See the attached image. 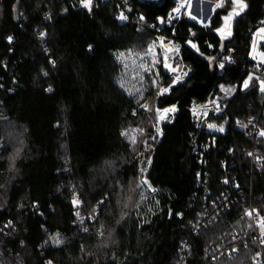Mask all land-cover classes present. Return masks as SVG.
<instances>
[{"label":"trees","instance_id":"trees-1","mask_svg":"<svg viewBox=\"0 0 264 264\" xmlns=\"http://www.w3.org/2000/svg\"><path fill=\"white\" fill-rule=\"evenodd\" d=\"M244 2L223 41L230 0L207 27L169 23L177 0H93L91 11L80 0H0V264H180L183 241L189 264H264L244 217L251 205L264 216V93L255 80L242 86L258 77L250 53L264 0ZM161 39L189 74L158 95L174 79L147 54ZM221 85L234 93L200 123L193 105ZM173 105L159 136L154 111Z\"/></svg>","mask_w":264,"mask_h":264},{"label":"snow or ice","instance_id":"snow-or-ice-1","mask_svg":"<svg viewBox=\"0 0 264 264\" xmlns=\"http://www.w3.org/2000/svg\"><path fill=\"white\" fill-rule=\"evenodd\" d=\"M185 2L186 0H178V3H177V7H175L172 11L174 13H180L181 12V9L184 8L185 6ZM227 2V0H218V3L216 4V7L217 8H220V7H224L225 3ZM80 4L81 6L84 8V9H87L89 11H91L92 9V5H93V0H80ZM230 4H231V11L228 12V14L226 16L223 17V20H224V28L222 29H217L218 32H220L222 35H231V21L232 19L235 17V16H238L241 12H243L245 10V8L247 7V4L244 2V0H230ZM65 11H67L65 9ZM189 15H191L189 13ZM191 18L193 20L197 19V17L195 15H191ZM119 19L120 20H127V17L123 14H121L119 16ZM141 20L144 19L143 16L140 17ZM159 19V18H158ZM173 19L172 17V14L170 13L169 14V23H171V20ZM163 22V21H161ZM262 24H264V21L261 22ZM41 36L44 35V33H40ZM257 35H260L261 36V39L264 40V28H260L258 29V32H257ZM12 37L9 36L8 37V40L9 42L12 41ZM187 43H189L193 48H196V45L193 44L191 41H188ZM161 47H163V44H161ZM92 46L89 45V51H92ZM198 50V49H197ZM179 51V48L178 47H173V48H170V49H165V60H164V67L168 70V71H171V72H175L177 69L176 68H173L169 63H168V53L169 52H178ZM256 49H255V42L253 44V53H255ZM121 55H123V53H121ZM257 55H259V58H260V61L262 63H264V52H261V53H258V54H254L252 55V58L253 59H256L257 58ZM229 59L228 57H225V60ZM155 59H154V63H155ZM54 63V62H53ZM144 67V70L145 71H149L150 68L148 66H143ZM219 67L221 69H223L225 67L224 63H220L219 64ZM45 75H47V73H45ZM183 75H187V73L185 72ZM182 79V76H176L171 84L168 86V87H161L158 89V95H163L164 93L166 92H169L171 87L173 85H175L178 81H180ZM255 81H258L259 82V90L261 93H264V79H261L260 77H253V75L251 73L248 74V76L243 80L242 82V86H243V89H248L249 86H250V83H253ZM153 83L155 84V81H153ZM46 91L48 92H51L52 91V88L49 87L46 89ZM221 91H225L226 93L227 92H231L232 89L231 88H228V89H225L223 85H221ZM141 107L145 108V109H148V105L146 104H141ZM218 110H219V106H217ZM176 111V106L173 105L171 107H166V108H163V109H160V108H156L155 109V112H156V115L158 117L159 120L163 121L165 120L167 117H168V114L169 113H174ZM197 111L196 108H193V113L195 114ZM207 113L205 112V115ZM209 128H213L215 129L216 131H219V132H224V127L223 126H220L219 128H217L216 125H213V124H209L208 125ZM142 131V130H141ZM156 132L157 134L159 135H163V133L161 132V130L159 128L156 129ZM122 135H127L126 133H122ZM260 135L261 136H264V131H261L260 132ZM155 139V137H153V140ZM133 143H135V138H133L132 140ZM248 155H252V153H249ZM11 159V164L10 166L14 167V158H10ZM260 159V158H258ZM148 163L150 164L151 163V160L149 159ZM144 169H141V172H143ZM225 183H228L227 180L224 181ZM143 183L145 185H149V181L145 178L143 180ZM150 187V185H149ZM238 187V185H237ZM153 191H155V189H152ZM73 205L74 206H77L79 204H81L82 202L79 200L78 196L73 195V201H72ZM102 203V201L100 202ZM125 207H127V204L125 205ZM95 211V210H93ZM253 213L256 214V216L259 218L258 220V225H259V228H260V232H261V243L264 244V216H261L259 211L256 210V209H252L250 211L246 210L245 211V215L246 216H249V217H252ZM77 217H79V213H76ZM127 213H123L122 216H121V219L124 218V216H126ZM177 215H180V214H177ZM11 221L8 222L7 225H5V227H9L11 226ZM249 227H251V225H249ZM85 231H87V229H84ZM58 235L53 237V241L59 245L61 243V241L58 239ZM100 235H103V233H100ZM45 243H47V241H45ZM236 249H233V251H235ZM257 255H259V253H257ZM46 264H52V261H47Z\"/></svg>","mask_w":264,"mask_h":264},{"label":"rangeland","instance_id":"rangeland-1","mask_svg":"<svg viewBox=\"0 0 264 264\" xmlns=\"http://www.w3.org/2000/svg\"><path fill=\"white\" fill-rule=\"evenodd\" d=\"M177 3H178V0H177ZM209 3H215L217 4L218 3V0H195V5L196 7L198 6H202V5H205L207 6ZM207 4V5H206ZM210 5V4H209ZM227 5V2L225 3L224 7ZM224 7H220V8H216V10L218 9H222ZM214 11V13H215ZM198 12V11H197ZM200 13V12H199ZM207 13V12H206ZM243 13V12H241ZM240 13V14H241ZM172 17L173 19L172 20H175L176 18L177 19H181L183 16H186L189 20V14L186 12V10H184L181 14V17H177L175 16L172 12ZM239 14V15H240ZM207 15V14H206ZM214 15V14H213ZM213 15L211 16V18L213 17ZM238 15V16H239ZM238 16H235L232 21H231V35H222L220 32L217 31V34L219 35V37H221V39L223 41L225 40H228L232 37L233 35V27H234V23L236 21V19L238 18ZM211 18H210V21H211ZM190 21V20H189ZM210 21L207 25H202V24H199L201 26H204V27H207V26H210ZM264 28V26H262ZM260 27V28H262ZM224 28V21H223V24L221 25V27L219 29H222ZM259 28V29H260ZM258 31V30H257ZM256 31V32H257ZM257 34V33H256ZM254 34V38H255V35ZM261 41L262 40H258L257 42H255V47H257V44H261ZM161 44H163V47H161ZM254 44V39H253V43H252V46ZM175 47L174 44L172 42H165L163 39L161 40H158L154 43H152L148 50H147V54L148 56L152 59V61H155L158 62V61H162L163 64H164V60H165V49H170V48H173ZM168 63L173 67V68H176L177 70L175 72H171V71H168L165 67V70L170 73V74H173L174 75V78L176 76H182V79L180 81H178L176 84L184 81L187 77H188V74H189V68L187 66L184 65V63L182 62V57H181V50L179 49L178 52H169L168 53ZM187 73V75H183L184 73ZM225 89H228L227 87H224ZM235 90L232 89L231 92H225V91H221L220 95H217L215 98L211 99L210 101H208L207 103L203 104V105H195L193 108H196L197 111H196V114H201L199 116V118H203L205 117L208 118L209 115L211 113H215V114H219L223 111V108L225 107V103H226V100L234 93ZM166 93H169V92H166ZM146 105H148V109H145L143 108L145 111H148V112H152L153 111V105L151 103H146ZM217 106H219V110L217 108ZM221 108V109H220ZM155 112V111H154ZM205 112L207 113L205 115ZM176 111L174 113H170V115L172 114H175ZM155 115H156V112H155ZM169 115V117H170ZM168 117V119H169ZM156 120H157V127L161 130V122L160 120L158 119L157 115H156ZM200 123L204 122L202 120H199ZM245 125H248V124H245ZM162 132V131H161ZM159 135V134H158ZM161 136V135H159ZM128 137H129V140L132 141L133 138H135V142H136V139H137V132L136 130L135 131H131L129 134H128ZM133 143V142H132ZM144 179H141V182H143Z\"/></svg>","mask_w":264,"mask_h":264},{"label":"built area","instance_id":"built-area-1","mask_svg":"<svg viewBox=\"0 0 264 264\" xmlns=\"http://www.w3.org/2000/svg\"><path fill=\"white\" fill-rule=\"evenodd\" d=\"M257 38H258V35L256 34L254 40H256ZM259 48L264 51V40L261 41V44L259 45ZM254 69L257 72L258 77H260L261 79H264V63H262V62L258 63V65ZM194 106L195 105H193V107ZM192 112H193V109H192ZM194 115L197 117L198 120H202V121L205 120V117H203L201 119L199 118V116L201 114H196L195 113ZM246 129L250 132L251 136L257 137V135H258V126H257V124H255L254 122L253 123L250 122V123H248V125H246ZM258 151L259 150L257 149V147L253 145V149H252V152H251L252 153L251 157L253 158V162H254V159L256 158V154L258 153ZM260 159H262V157H260ZM214 207H217V206L214 205ZM228 208H229V206H228ZM216 209H218V208H216ZM252 209H254V208L251 205L248 211H250ZM208 214H209L208 210L203 211V212H199V217L202 218V219H208L209 217H211V215L209 216ZM244 217L247 220H250L251 228L253 229V232H254V239L258 241V245L261 247V256H259V258H257V262L260 263L263 260L264 253H263V250H262L263 244L261 243V232H260V228H259V225H258L259 218L256 216L255 213H253L252 217H249V216H246V215H244ZM194 229L198 230V229H200V227L195 226ZM181 250H182V253H181V256H180V264H189L188 261H187V258L191 254V249H190V245L188 244L187 241H183L181 243Z\"/></svg>","mask_w":264,"mask_h":264},{"label":"bare ground","instance_id":"bare-ground-1","mask_svg":"<svg viewBox=\"0 0 264 264\" xmlns=\"http://www.w3.org/2000/svg\"><path fill=\"white\" fill-rule=\"evenodd\" d=\"M209 4L208 5L206 4L207 6L202 5V6L196 7L195 0H186L185 6H184V8L181 9L180 13H174L173 11H172V13L175 16L180 17L182 12L184 10H186V12L188 14L190 13L191 15H195L197 17V19L193 20L191 18V15H189V19L191 21L197 22V23L202 24V25L205 26V25H207L209 23L211 16L214 14L215 9L217 8L215 3H209ZM176 111H177V108H176ZM169 115H170V113L168 114V117H169ZM168 117L165 120H163V121L160 120L161 124L162 123H167L168 122Z\"/></svg>","mask_w":264,"mask_h":264},{"label":"crops","instance_id":"crops-1","mask_svg":"<svg viewBox=\"0 0 264 264\" xmlns=\"http://www.w3.org/2000/svg\"><path fill=\"white\" fill-rule=\"evenodd\" d=\"M181 17V16H180ZM258 32V31H257ZM256 32V33H257ZM255 33V34H256ZM258 40H262L261 39V36L260 35H258V38L256 39V40H254V42H257ZM259 43L257 44V47H255V49H256V51H255V53H253V46H252V48H251V53H250V58L252 59V60H254V61H256L257 63H260L261 61H260V58H259V55H257V58L256 59H253L252 58V55H254V54H258V53H261V52H264L263 50H261L260 48H259ZM177 108V107H176ZM177 111H178V109H177ZM176 111V112H177ZM162 125V124H161Z\"/></svg>","mask_w":264,"mask_h":264},{"label":"water","instance_id":"water-1","mask_svg":"<svg viewBox=\"0 0 264 264\" xmlns=\"http://www.w3.org/2000/svg\"><path fill=\"white\" fill-rule=\"evenodd\" d=\"M190 20V19H189ZM191 21V20H190ZM193 22V21H192ZM196 23V22H195ZM175 85H177V84H175ZM162 124H165V123H162Z\"/></svg>","mask_w":264,"mask_h":264}]
</instances>
